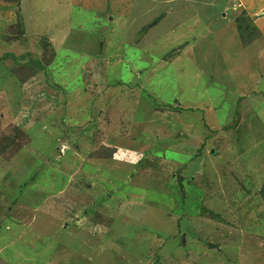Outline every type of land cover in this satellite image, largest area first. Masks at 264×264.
Returning <instances> with one entry per match:
<instances>
[{
    "label": "rangeland",
    "instance_id": "374dc122",
    "mask_svg": "<svg viewBox=\"0 0 264 264\" xmlns=\"http://www.w3.org/2000/svg\"><path fill=\"white\" fill-rule=\"evenodd\" d=\"M0 59V264H264V0H0Z\"/></svg>",
    "mask_w": 264,
    "mask_h": 264
},
{
    "label": "trees",
    "instance_id": "16d2710c",
    "mask_svg": "<svg viewBox=\"0 0 264 264\" xmlns=\"http://www.w3.org/2000/svg\"><path fill=\"white\" fill-rule=\"evenodd\" d=\"M8 57H13V59L15 60V57H14V55H12V54H4V55L2 56L3 59L8 58ZM0 61H1V59H0ZM33 64H35V66H36V68H37L38 70H41V69L43 68V67L40 65L39 62H34Z\"/></svg>",
    "mask_w": 264,
    "mask_h": 264
}]
</instances>
